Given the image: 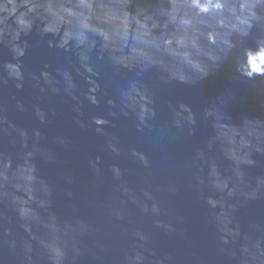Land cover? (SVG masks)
Here are the masks:
<instances>
[{
    "label": "water",
    "instance_id": "water-1",
    "mask_svg": "<svg viewBox=\"0 0 264 264\" xmlns=\"http://www.w3.org/2000/svg\"><path fill=\"white\" fill-rule=\"evenodd\" d=\"M0 264H264V0H0Z\"/></svg>",
    "mask_w": 264,
    "mask_h": 264
}]
</instances>
